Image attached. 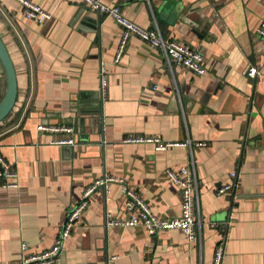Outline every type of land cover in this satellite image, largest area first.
Masks as SVG:
<instances>
[{
  "label": "crops",
  "instance_id": "obj_1",
  "mask_svg": "<svg viewBox=\"0 0 264 264\" xmlns=\"http://www.w3.org/2000/svg\"><path fill=\"white\" fill-rule=\"evenodd\" d=\"M32 1L50 20L37 23L17 0H0V37L17 81L14 106L0 121V152L17 181L0 188V264H17L23 243L27 252L48 248L66 212L104 174L122 178L158 216L179 215V189L166 170L185 164L199 182V242L179 229L150 236L143 226L108 225L107 213L128 216L122 185L113 182L90 195L56 264H105L109 255L114 264H211L221 238L222 264H264V40L257 33L264 0H174L168 9L160 0H100L199 51L202 75L169 67L136 36L115 63L121 28L113 19L79 0ZM250 64L260 71L255 78L244 73ZM6 85L0 61V101ZM42 124L73 132H42ZM130 134L205 145L194 146L191 159L181 146L124 143ZM68 137L73 145L50 143ZM225 183L232 189L217 194Z\"/></svg>",
  "mask_w": 264,
  "mask_h": 264
},
{
  "label": "built area",
  "instance_id": "obj_2",
  "mask_svg": "<svg viewBox=\"0 0 264 264\" xmlns=\"http://www.w3.org/2000/svg\"><path fill=\"white\" fill-rule=\"evenodd\" d=\"M22 8L26 18L37 23H44L51 18V13L34 3L32 0H17ZM82 4L96 11L99 15L110 17L121 28L119 42L117 45L114 62L117 63L126 47L128 38L136 36L147 44L158 48L164 58L165 63L170 67L173 64L180 65L191 72L202 75L205 68L202 65L203 55L189 48L184 43L166 38L159 27L155 24L153 27L145 28L128 19L121 11L119 6L105 4L100 0H79ZM257 33L264 40V22L257 27ZM256 65H248L244 73L249 78H255L259 74ZM100 94H105L107 86V70L105 64L101 63L98 70ZM39 131L46 132H66L72 133L73 128L66 125L49 124L39 125ZM124 143H150L155 150H165L173 146H181L188 150L192 159L194 146L205 145L204 142H194L190 138L180 141H166L158 136L130 134L123 138ZM51 144L63 146L73 145L74 139L55 138L50 141ZM192 163V162H190ZM230 177L235 178L237 173L230 172ZM166 176L178 186L181 197L180 214L175 217H160L153 213L144 200L130 187H128L122 178L113 177L107 174L95 178L82 192L80 200L74 204L65 214L64 219L57 231L53 243L46 249L37 252H27L26 244H22V257L17 264H56L64 242L70 235L75 223L79 220L82 212L88 204L90 195L99 187L106 189L113 182L122 185V193L125 197V210L128 213L126 218L114 217L107 213V224L111 226L135 227L143 226L148 235L153 236L160 231L179 229L183 232L185 239L189 243L199 242L201 233L200 210H199V182L193 164H185L176 169H167ZM16 172L11 164L3 157L0 152V188H16ZM232 183H225L217 187V194H222L231 190ZM210 226H216L210 223ZM224 255V240L221 238L214 247L211 264H222ZM115 255H109L105 259V264H114Z\"/></svg>",
  "mask_w": 264,
  "mask_h": 264
},
{
  "label": "water",
  "instance_id": "obj_3",
  "mask_svg": "<svg viewBox=\"0 0 264 264\" xmlns=\"http://www.w3.org/2000/svg\"><path fill=\"white\" fill-rule=\"evenodd\" d=\"M174 0H160V3L168 9V4ZM87 22L94 24V19H89ZM0 61L5 69L6 73V92L2 100L0 101V121L3 120L12 110L17 92V81L15 69L8 53V50L0 37Z\"/></svg>",
  "mask_w": 264,
  "mask_h": 264
}]
</instances>
